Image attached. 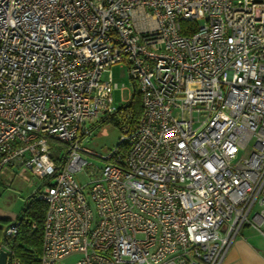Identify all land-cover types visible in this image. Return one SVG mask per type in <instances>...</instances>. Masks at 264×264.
I'll list each match as a JSON object with an SVG mask.
<instances>
[{"label": "built area", "instance_id": "1", "mask_svg": "<svg viewBox=\"0 0 264 264\" xmlns=\"http://www.w3.org/2000/svg\"><path fill=\"white\" fill-rule=\"evenodd\" d=\"M119 62L136 117L132 94L113 102ZM111 118L98 154L86 144ZM5 165L41 181L30 264H222L243 227L264 236V0H0Z\"/></svg>", "mask_w": 264, "mask_h": 264}, {"label": "rangeland", "instance_id": "2", "mask_svg": "<svg viewBox=\"0 0 264 264\" xmlns=\"http://www.w3.org/2000/svg\"><path fill=\"white\" fill-rule=\"evenodd\" d=\"M110 69L113 80L117 82L119 86L125 85L127 87L122 92L120 89H115L112 93L114 104L119 106L121 105V96L128 97L131 95L134 86L132 80L128 76L125 63L119 62L113 64ZM104 77L105 73L103 74V78ZM119 135V126L116 125L115 121L108 120L102 122L94 129L93 135L86 146L98 154H106L108 149L117 143ZM86 158L89 161H93V163L97 162L96 159L92 160L91 157L86 156ZM75 177L80 183H84L88 179L84 171L77 173ZM40 185L41 181L24 167L16 165L3 166L0 170V214H5L10 216V218L15 217L21 212L28 198ZM11 222L13 221H7L0 218V235L2 230H4ZM76 257V255H73V259H76Z\"/></svg>", "mask_w": 264, "mask_h": 264}, {"label": "trees", "instance_id": "3", "mask_svg": "<svg viewBox=\"0 0 264 264\" xmlns=\"http://www.w3.org/2000/svg\"><path fill=\"white\" fill-rule=\"evenodd\" d=\"M136 117L140 112V94L134 86L130 102L126 105ZM118 122L114 119H108ZM106 120V121H108ZM46 204L43 200L32 195L28 198L25 206L19 214L10 218L5 214H0V218L7 221H19L18 231L14 238L8 239L1 232L0 240L8 243L14 252L26 263H34L41 250L42 223L45 215Z\"/></svg>", "mask_w": 264, "mask_h": 264}, {"label": "crops", "instance_id": "4", "mask_svg": "<svg viewBox=\"0 0 264 264\" xmlns=\"http://www.w3.org/2000/svg\"><path fill=\"white\" fill-rule=\"evenodd\" d=\"M76 259L70 255L58 264H76ZM222 264H264V236L251 227H243L231 243Z\"/></svg>", "mask_w": 264, "mask_h": 264}, {"label": "water", "instance_id": "5", "mask_svg": "<svg viewBox=\"0 0 264 264\" xmlns=\"http://www.w3.org/2000/svg\"><path fill=\"white\" fill-rule=\"evenodd\" d=\"M6 262V253L4 251H0V264H5Z\"/></svg>", "mask_w": 264, "mask_h": 264}]
</instances>
